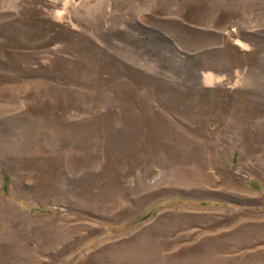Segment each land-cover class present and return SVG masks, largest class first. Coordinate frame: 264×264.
Returning <instances> with one entry per match:
<instances>
[{
  "label": "rangeland",
  "instance_id": "1",
  "mask_svg": "<svg viewBox=\"0 0 264 264\" xmlns=\"http://www.w3.org/2000/svg\"><path fill=\"white\" fill-rule=\"evenodd\" d=\"M0 264H264V0H0Z\"/></svg>",
  "mask_w": 264,
  "mask_h": 264
},
{
  "label": "clouds",
  "instance_id": "2",
  "mask_svg": "<svg viewBox=\"0 0 264 264\" xmlns=\"http://www.w3.org/2000/svg\"><path fill=\"white\" fill-rule=\"evenodd\" d=\"M209 74H213V73H211L210 70H209V71H205L204 69H202V70L200 71L199 75H200V78H201V84L204 83L203 78H204L206 75H209ZM213 75H217V74H213Z\"/></svg>",
  "mask_w": 264,
  "mask_h": 264
}]
</instances>
